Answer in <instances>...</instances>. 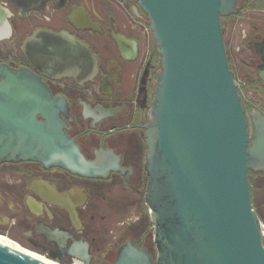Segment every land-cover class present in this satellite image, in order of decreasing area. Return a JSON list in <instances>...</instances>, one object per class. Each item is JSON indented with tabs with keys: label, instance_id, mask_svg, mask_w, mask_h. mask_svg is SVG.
I'll return each instance as SVG.
<instances>
[{
	"label": "water",
	"instance_id": "obj_1",
	"mask_svg": "<svg viewBox=\"0 0 264 264\" xmlns=\"http://www.w3.org/2000/svg\"><path fill=\"white\" fill-rule=\"evenodd\" d=\"M148 18L160 70L147 129L145 204L155 264H264L261 222L248 170L264 171V116L251 114L253 138L229 70L219 18L236 0H134ZM137 13L136 9H134ZM8 12L0 5L1 22ZM42 35L29 61L44 75L78 70L95 58L65 32ZM65 100L27 68L0 65V162L35 161L84 178L108 168L87 160L64 132ZM40 117V119L38 118ZM114 169V168H111ZM0 264H47L0 244ZM112 264H153L123 247Z\"/></svg>",
	"mask_w": 264,
	"mask_h": 264
},
{
	"label": "flooded vegetation",
	"instance_id": "obj_2",
	"mask_svg": "<svg viewBox=\"0 0 264 264\" xmlns=\"http://www.w3.org/2000/svg\"><path fill=\"white\" fill-rule=\"evenodd\" d=\"M246 2L247 0H243ZM0 65L27 68L65 100V134L87 160L108 168L84 178L35 161L0 162V234L61 262L112 264L130 246L155 264L145 204L147 129L159 54L148 18L134 0H0ZM236 6L223 20V43L253 138L251 114L264 116V9ZM136 9L137 13H135ZM65 32L95 58L78 70L48 74L31 63L41 34ZM40 119V117H38ZM114 168V169H111ZM252 208L262 225L264 171L248 170Z\"/></svg>",
	"mask_w": 264,
	"mask_h": 264
},
{
	"label": "bare ground",
	"instance_id": "obj_3",
	"mask_svg": "<svg viewBox=\"0 0 264 264\" xmlns=\"http://www.w3.org/2000/svg\"><path fill=\"white\" fill-rule=\"evenodd\" d=\"M0 244L5 245V246H7L9 248L18 250V251H20L22 253H25V254L29 255L30 257H33L34 259H37V260L42 261L44 263H47V264H56V263L49 262V261L41 258L40 256H38V255H36V254H34L32 252H29V251H26V250L22 249L19 245H17L16 243L12 242L8 238H6L4 236H1V235H0ZM74 264H81V263H79V262L76 261Z\"/></svg>",
	"mask_w": 264,
	"mask_h": 264
},
{
	"label": "rangeland",
	"instance_id": "obj_4",
	"mask_svg": "<svg viewBox=\"0 0 264 264\" xmlns=\"http://www.w3.org/2000/svg\"><path fill=\"white\" fill-rule=\"evenodd\" d=\"M0 235H1V236H4V237L7 238V236H5V235H3V234H0ZM9 240H10V239H9ZM11 241H12V240H11ZM12 242H14V243H16L17 245H19L22 249H24V250H26V251H29V252H32V253H34V254L40 256L41 258H43V259L49 261V262L56 263V264H74V263H71V262H69V263H68V262H61V261H58V260H56V259H53V258L47 256L46 254L40 253V252L35 251V250L31 249V248H28V247H26V246H23L22 244H20L19 242L15 241V240H13Z\"/></svg>",
	"mask_w": 264,
	"mask_h": 264
},
{
	"label": "trees",
	"instance_id": "obj_5",
	"mask_svg": "<svg viewBox=\"0 0 264 264\" xmlns=\"http://www.w3.org/2000/svg\"><path fill=\"white\" fill-rule=\"evenodd\" d=\"M242 6V7H246V6H255L257 8H263L264 9V0H247L246 2H244L243 0H238V6ZM223 20L224 17H220L219 21H220V25L221 28L223 29Z\"/></svg>",
	"mask_w": 264,
	"mask_h": 264
},
{
	"label": "built area",
	"instance_id": "obj_6",
	"mask_svg": "<svg viewBox=\"0 0 264 264\" xmlns=\"http://www.w3.org/2000/svg\"><path fill=\"white\" fill-rule=\"evenodd\" d=\"M262 242L264 245V225L261 224Z\"/></svg>",
	"mask_w": 264,
	"mask_h": 264
},
{
	"label": "crops",
	"instance_id": "obj_7",
	"mask_svg": "<svg viewBox=\"0 0 264 264\" xmlns=\"http://www.w3.org/2000/svg\"><path fill=\"white\" fill-rule=\"evenodd\" d=\"M259 215H260L261 219H262L263 222H264V213H262V215H261V214H259Z\"/></svg>",
	"mask_w": 264,
	"mask_h": 264
}]
</instances>
